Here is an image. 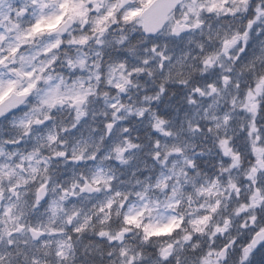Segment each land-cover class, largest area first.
I'll return each mask as SVG.
<instances>
[{
	"label": "clouds",
	"instance_id": "1",
	"mask_svg": "<svg viewBox=\"0 0 264 264\" xmlns=\"http://www.w3.org/2000/svg\"><path fill=\"white\" fill-rule=\"evenodd\" d=\"M0 264H264V0H0Z\"/></svg>",
	"mask_w": 264,
	"mask_h": 264
}]
</instances>
